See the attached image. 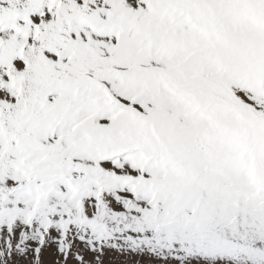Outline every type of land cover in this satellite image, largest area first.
Here are the masks:
<instances>
[{
	"label": "snow or ice",
	"instance_id": "6c2138e0",
	"mask_svg": "<svg viewBox=\"0 0 264 264\" xmlns=\"http://www.w3.org/2000/svg\"><path fill=\"white\" fill-rule=\"evenodd\" d=\"M0 264H264V0H0Z\"/></svg>",
	"mask_w": 264,
	"mask_h": 264
}]
</instances>
